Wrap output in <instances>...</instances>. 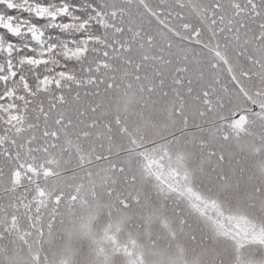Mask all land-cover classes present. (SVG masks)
I'll return each mask as SVG.
<instances>
[{"label":"trees","instance_id":"1","mask_svg":"<svg viewBox=\"0 0 264 264\" xmlns=\"http://www.w3.org/2000/svg\"><path fill=\"white\" fill-rule=\"evenodd\" d=\"M74 3L0 50V264H212L241 234L196 192L264 226V0Z\"/></svg>","mask_w":264,"mask_h":264},{"label":"snow or ice","instance_id":"2","mask_svg":"<svg viewBox=\"0 0 264 264\" xmlns=\"http://www.w3.org/2000/svg\"><path fill=\"white\" fill-rule=\"evenodd\" d=\"M24 4L27 6L21 7L16 0H0V7L7 9V13L0 11V50H3L5 41L11 50L23 43L24 36L36 44H43L45 38L52 41L56 33L74 26L72 21L77 19L76 13L81 11L74 0H48L47 3L45 0H24ZM18 11L23 13L19 19L16 15ZM245 223L248 221L245 220ZM249 230L257 235L255 225ZM258 235L259 243L264 245V226L259 229ZM245 238V234L237 236L230 247L222 252L212 250V264H264V255L242 261L233 251ZM222 255L228 257L227 262L220 258Z\"/></svg>","mask_w":264,"mask_h":264},{"label":"rangeland","instance_id":"3","mask_svg":"<svg viewBox=\"0 0 264 264\" xmlns=\"http://www.w3.org/2000/svg\"><path fill=\"white\" fill-rule=\"evenodd\" d=\"M238 117V116H237ZM195 197V200L202 206H206L209 209L210 213H214L215 215L219 216V219L223 222H225L224 224L229 226L230 228H234V231L239 232L240 234H245L246 239H254V240H259V229L261 228L259 225H257L256 223H254L253 220H251L250 218H248L247 216L243 215V214H239V213H235V212H227L222 208V205L220 204V202L214 200V198H210L207 197L203 194H201L200 192H196V194L193 195ZM245 220L248 221V223H245ZM252 225H255L256 227V231H257V235H254L249 229L251 228ZM89 230H91L89 228ZM96 231H88L87 234L90 236L91 238V245H96L99 242L102 241V237H98L95 236ZM101 239V241L99 240ZM59 246V245H57ZM138 246L140 248H143L146 250V254H150V261L152 264H165L164 262H162V260L159 258V256L154 253L151 252L150 248L148 246H146L144 243L139 242ZM60 247V246H59ZM61 252V251H59ZM86 258H84L85 260ZM83 260V261H84ZM115 260V258H113L106 250L105 248V252L103 254H90L89 257H87L86 264H111V262ZM76 260H73V262H75ZM192 264H199L196 260H187ZM115 264H123L121 261L120 262H116Z\"/></svg>","mask_w":264,"mask_h":264}]
</instances>
